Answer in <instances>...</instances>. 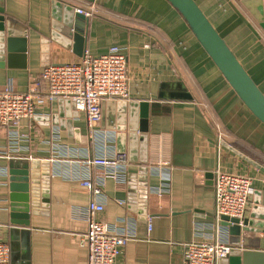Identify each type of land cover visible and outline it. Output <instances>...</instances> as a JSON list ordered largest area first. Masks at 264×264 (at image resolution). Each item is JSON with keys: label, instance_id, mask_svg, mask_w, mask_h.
<instances>
[{"label": "crops", "instance_id": "crops-1", "mask_svg": "<svg viewBox=\"0 0 264 264\" xmlns=\"http://www.w3.org/2000/svg\"><path fill=\"white\" fill-rule=\"evenodd\" d=\"M52 1L4 0L6 18L21 24L27 36L26 51L13 52L11 64L6 52L0 89L12 85L25 93L49 64L77 63L86 53L99 57L114 46L124 47L127 102L149 103L148 141L136 148L126 141L125 152L132 158L126 181L105 179L102 196L96 197L81 181L90 177L101 183L106 170L82 161L118 152L117 130L100 125V136L92 137L85 114L60 108L58 100L40 103L37 116L13 130L16 139L12 129L0 128V152L12 156L0 158V240L10 246L11 264H88V223L83 213L93 202L104 204L101 221L116 232L135 236L119 264H184L182 244L212 241L222 227L215 218L216 170L253 179L246 218L260 193L264 200V172L226 146L264 169V124L241 101L167 0H59L76 12L93 8L78 48L53 26ZM195 1L231 49L228 36L235 32H244L241 37L251 31L264 33L240 0ZM102 111L108 118L113 108L104 104ZM69 119L72 132L65 127ZM136 123L140 128V112ZM136 134L143 137L139 131ZM13 159L50 164L44 174L48 184L40 185L36 212L32 210L28 220L11 210V178H19L11 175ZM164 160L166 169L160 166ZM21 167L13 168L21 171ZM168 171L169 182L162 177ZM142 207L146 217L139 214ZM243 236L259 240L264 251V233Z\"/></svg>", "mask_w": 264, "mask_h": 264}, {"label": "built area", "instance_id": "built-area-1", "mask_svg": "<svg viewBox=\"0 0 264 264\" xmlns=\"http://www.w3.org/2000/svg\"><path fill=\"white\" fill-rule=\"evenodd\" d=\"M93 10V8H92ZM91 12H77L90 16ZM70 100L76 110L83 112L87 119L91 136H100L97 128L102 122V104L108 101H128L130 99L128 54L124 47L114 46L108 53L95 57L86 53L77 63L49 64L42 73L30 83L28 91L21 93L12 85L0 89V128L12 129V138H18V130L23 120H32L38 114L40 103H53L57 100ZM14 136V137H13ZM12 156L0 152V158ZM131 155L127 152L105 153L82 161L88 167H100L106 170L101 183L95 184L90 177L83 179L82 185L96 197L102 196L105 179L125 182L131 166ZM160 166H168L164 160ZM7 175V170H4ZM170 181V172L162 174ZM253 179L239 174L215 171V218L218 226L223 218L242 220L246 217L251 196ZM170 188V184L167 185ZM166 187V188H167ZM162 189H158L161 194ZM124 202H122L123 204ZM104 204L93 202L84 211L88 223L85 242L89 250L88 264H119V259L127 243L135 239L132 234L114 231L111 226L100 220ZM228 230L220 227L212 241L182 244L184 264H218L226 258L232 246L229 244ZM0 264H11V250L8 243L0 240Z\"/></svg>", "mask_w": 264, "mask_h": 264}, {"label": "water", "instance_id": "water-1", "mask_svg": "<svg viewBox=\"0 0 264 264\" xmlns=\"http://www.w3.org/2000/svg\"><path fill=\"white\" fill-rule=\"evenodd\" d=\"M183 17L188 27L192 31L197 41L209 55L227 82L236 92L241 101L251 111V113L264 124V92L252 78L245 66L239 60L234 51L229 47L226 40L220 35L211 21L195 0H167ZM241 4L253 16V18L264 28V0H240ZM53 26L61 31L63 37L74 40L77 48L84 41L85 31L83 27L88 26V18L84 14L76 12L75 8L64 4L59 0L52 1ZM27 31L21 24L6 18L4 0H0V65H3L5 54L8 53L9 64L13 60V52L16 50L24 53L26 51ZM56 38V37H54ZM19 43L18 47L15 44ZM110 104L113 108L112 115L103 117L101 125L108 130H117L118 152L126 151V141L131 147L136 148L140 143L146 146L148 137L149 103L147 102H127L108 101L102 104ZM61 108L66 106L71 110L75 109V103L70 100H58ZM140 112L141 127L137 128L136 115ZM70 116V114H68ZM54 123L57 124V120ZM61 127L63 121H59ZM65 127L72 132L71 119L65 122ZM143 133V137H138L137 132ZM79 132L77 141L79 142ZM144 142V144H143ZM226 144V143H225ZM144 145V146H143ZM237 156L243 158L253 166L261 169L248 158L243 157L237 150L226 144ZM11 175H19V178H11V210L22 213L25 220H28L32 210L36 212L39 201V187L48 184V178L44 174L49 173L50 164L48 161L42 163L38 160H11ZM22 165V170H14L16 165ZM42 173V175L40 174ZM41 176V177H40ZM46 192V191H45ZM144 190L142 194H146ZM145 200V199H144ZM264 200L261 193L255 199L253 213L249 218L242 220L224 217L222 227L228 230L232 250L230 254L221 259L218 264H264V251L261 250V242L253 240L243 234L264 233ZM140 215L146 217L145 207H142ZM29 225L28 221L24 222Z\"/></svg>", "mask_w": 264, "mask_h": 264}, {"label": "rangeland", "instance_id": "rangeland-1", "mask_svg": "<svg viewBox=\"0 0 264 264\" xmlns=\"http://www.w3.org/2000/svg\"><path fill=\"white\" fill-rule=\"evenodd\" d=\"M242 34L235 32L231 37L228 36V41L247 71L264 91V33L251 31L241 37Z\"/></svg>", "mask_w": 264, "mask_h": 264}]
</instances>
